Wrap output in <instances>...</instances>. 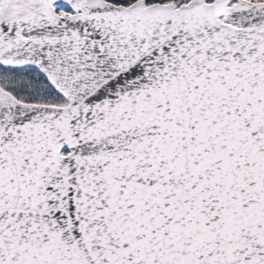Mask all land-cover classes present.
<instances>
[{
  "label": "snow or ice",
  "instance_id": "snow-or-ice-1",
  "mask_svg": "<svg viewBox=\"0 0 264 264\" xmlns=\"http://www.w3.org/2000/svg\"><path fill=\"white\" fill-rule=\"evenodd\" d=\"M0 264H264V0H0Z\"/></svg>",
  "mask_w": 264,
  "mask_h": 264
}]
</instances>
